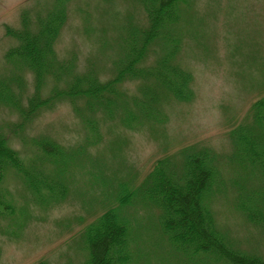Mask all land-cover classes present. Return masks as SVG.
<instances>
[{"label":"rangeland","instance_id":"rangeland-1","mask_svg":"<svg viewBox=\"0 0 264 264\" xmlns=\"http://www.w3.org/2000/svg\"><path fill=\"white\" fill-rule=\"evenodd\" d=\"M53 1L0 0V74L8 72L4 53L15 44L6 35V26H19L23 9L33 13ZM128 3L134 5L133 0H69L68 17L55 44L58 55L74 54L79 70L87 59H94L99 71L106 73L113 50L100 51L99 41L103 36L110 40L114 34L120 39L123 15L130 13ZM131 15L140 23L145 20L139 8L132 9ZM113 22L115 32L110 30ZM181 30L179 61L193 77L190 100H172L164 104L161 120L150 119L133 128L116 121L102 122V139L84 149H70L71 155L56 168L63 176V193L53 197L45 193L33 196L14 172L6 173L5 195L15 214H0V264H82L87 257V225L116 206L121 189L136 187L157 159L176 157L189 145L206 146L223 155L233 152L229 131L264 95V0H191ZM27 78L23 103L32 92L30 74ZM124 86L135 89L133 83ZM49 87L44 88V95ZM18 121L14 110L0 104L3 127ZM87 134L71 105L60 101L43 109L26 126L23 136L29 142L14 135L8 142L28 163L39 155L31 147L32 137L46 135L70 147ZM249 167L247 162L242 166L224 164L227 183L248 185ZM140 199L123 207L132 226L129 240L135 262L132 259L129 264H178L179 253L160 230L159 208ZM234 202L229 188L209 205L219 226L239 249L264 258V229L246 221ZM197 259L199 264H209L206 257Z\"/></svg>","mask_w":264,"mask_h":264},{"label":"trees","instance_id":"trees-1","mask_svg":"<svg viewBox=\"0 0 264 264\" xmlns=\"http://www.w3.org/2000/svg\"><path fill=\"white\" fill-rule=\"evenodd\" d=\"M68 1L54 0L33 13L23 9L19 26L5 28L15 44L4 53L9 70L0 74L4 75L0 77V104L19 117L17 124H0V214L6 217L15 214L14 205L5 195L7 172H14L35 197L63 193V176L56 168L71 155L70 149L97 144L102 139V122L116 121L133 128L150 119L161 120L164 104L193 96L192 74L179 61L181 22L191 0H133L135 6L128 3L130 13L123 15L120 39L114 34L110 40L103 36L99 41L100 51L113 50L108 76L99 71L94 59H87V65L79 70L74 54L66 58L58 55L55 44L68 17ZM135 8L143 11L144 22L131 15ZM114 24H110V30L115 32ZM27 74L32 79V92L23 103ZM126 83H133L134 91L128 90ZM60 101L71 105L87 137L70 147L46 135L32 137L31 147L39 155L26 163L9 145L8 138L20 136L29 142L23 136L26 126L43 109ZM228 136L233 150L228 155L206 146L189 145L176 157L157 159L136 187L122 188L117 205L87 225V257L82 264L135 262L129 240L132 226L123 207L140 198L159 208L160 230L179 253L178 264H199L197 258L203 257L209 259V264H264L260 255L236 246L209 205L221 191L231 188L236 210L246 221L264 229V95L252 103L247 116ZM245 162L251 166L245 176L249 184H228L223 165L242 166ZM234 178L239 181L237 176Z\"/></svg>","mask_w":264,"mask_h":264}]
</instances>
